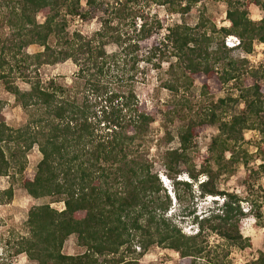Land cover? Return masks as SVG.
<instances>
[{"label": "trees", "instance_id": "1", "mask_svg": "<svg viewBox=\"0 0 264 264\" xmlns=\"http://www.w3.org/2000/svg\"><path fill=\"white\" fill-rule=\"evenodd\" d=\"M199 1L154 0L182 15ZM133 2L87 0L89 8L105 12L107 18L100 31L84 37L70 34L66 20V16L87 17L81 0H0L8 28L0 36V84L27 116L22 127H10L3 115L5 103L0 101V177L10 182L9 188L0 190V205L12 202L16 186L31 198L49 197L64 205L63 209L50 204L31 207L26 233L8 240L13 257L24 254L36 264H148L141 257L157 245L178 253L180 264H223L209 246L210 235L239 249L251 247L242 220L252 210L244 212L242 200L221 190L219 183L222 176L235 173L237 164L249 163V153L242 148L248 130L262 134L257 146L261 163L247 168L243 184L252 191L253 181L264 177V71L250 68L245 56L254 51L256 42L264 44V0H225L227 26L217 29L202 14L195 26L183 22L168 28L162 41L158 32L166 21L141 13ZM251 7L259 9L260 20L250 18ZM39 15L44 21H38ZM126 22L131 31L123 34L119 26ZM228 37L237 38L239 44L227 47ZM110 43L119 52L108 54L105 47ZM33 45L43 50L28 53ZM236 49L243 56H235ZM142 52L146 54L141 56ZM68 60L77 67L71 85L42 80V66ZM142 61L159 70L168 64L169 79L162 87L174 100L196 86L206 100L228 84L238 85L236 98L229 94L210 101L193 115L182 109L187 101L169 108V117L183 121L177 130L178 147L163 151L157 147L179 207L197 224L194 235L184 234L168 216L173 198L148 158L146 143L157 110L141 102L134 89ZM19 81L29 89L22 90ZM239 100L241 113L230 116ZM210 128L217 134L202 152L198 141ZM173 139L166 132L167 142ZM35 146L42 158L32 172L27 155ZM184 174L189 181L178 180ZM201 177L205 179L199 183ZM195 187L199 198L221 197L223 203L197 216L191 210ZM251 203L257 220L263 221L259 206ZM261 227L264 222L257 231ZM72 235L84 249L79 255L63 252ZM246 264H264V252Z\"/></svg>", "mask_w": 264, "mask_h": 264}, {"label": "rangeland", "instance_id": "2", "mask_svg": "<svg viewBox=\"0 0 264 264\" xmlns=\"http://www.w3.org/2000/svg\"><path fill=\"white\" fill-rule=\"evenodd\" d=\"M87 0H81L82 13L87 14L84 19L81 16H66L68 28L70 34L74 32L81 33L84 37H91L97 31L102 28V22L107 18V14L100 10H92L86 4ZM112 2V1H111ZM133 8H136L141 13L149 14L154 18L157 17L160 20H165V27L162 31L158 32V40L162 41L163 36L168 33L167 29L177 24L187 22L190 26H195L201 15L205 14L215 24L216 28H222L227 26V11L228 6L225 0H201L191 11L182 15L181 13L171 12L167 7L158 5L154 0H134ZM250 18L254 21H258L261 18L260 11L256 7H251ZM38 21H44L41 15L38 16ZM140 25L141 21H137ZM127 24V25H126ZM119 26L121 32L126 34L131 31L130 26L126 22ZM113 25L116 26V23ZM8 28L4 26L3 15L0 11V36L7 34ZM232 42H234L232 40ZM227 46V45H226ZM229 47V46H227ZM230 48V47H229ZM108 54L119 52L117 45L110 43L105 47ZM43 49L38 45L30 46L26 51L30 54H35ZM146 52H142L145 55ZM235 56H243L239 50L233 52ZM249 67L253 69H260L264 71V44L255 43L254 51L248 55H245ZM168 64L163 63L162 69H155L151 64L144 61L140 63V71L135 78L134 89L138 99L141 102H145L150 109H156V122L150 130L148 136V143L150 145V153L148 158L153 160L154 171L157 172L164 180L162 182L163 187L167 190L169 195L173 198V203L168 216L182 229L186 235H194L197 233V224L194 223V219L188 216V211H184L179 207L174 191L172 190V182L165 175L164 167L158 157L157 147L161 150L168 148L178 147L177 130L180 125L183 124L180 117H169V108L180 107L179 101L187 104L182 107L187 116L203 107L210 101H217L220 98H226L229 94L236 98L238 95L237 83L228 84L225 89L215 95V97L204 100L200 96V87L196 86L190 91L181 92L176 100L172 97L171 93L162 87V84L169 79L166 73ZM77 73V67L71 61L61 62L55 66H42L39 70L40 77L44 82H48L51 79L56 82L69 86L72 84ZM264 73V72H263ZM18 85L22 90H28L29 86L19 81ZM0 101L5 103L3 109V115L5 116L6 123L12 128L22 127L26 121L27 116L22 108L15 102L12 95L5 92L3 86L0 84ZM188 105V106H187ZM189 107L191 109H189ZM242 101H238L233 104L230 111V116L233 114H240L242 111ZM194 111V112H193ZM182 115V114H181ZM263 116V115H262ZM264 117V116H263ZM166 132H169L173 136V141L168 143L166 140ZM217 134L215 128H210L205 131L199 141L198 146L202 152H206L212 137ZM262 134L259 130H248L244 132V141L242 148L249 153V163L247 166L244 163H239L235 167V173L232 176L224 175L220 179L219 186L221 190L228 191L236 194L240 200H242L241 208L244 212H250L248 216L242 220L244 226V236L250 239L251 247L247 249H239L231 246L224 240L216 235H210L208 238L209 246L212 247L219 255V259L223 264H246L256 260L261 252H264V228L261 227L257 231L256 226L263 224L264 222V177L253 181V189L250 191L243 184L244 174L247 168L259 165L261 162L258 155V143L261 140ZM42 156L38 150V147H34L27 155L29 171H35ZM187 180L189 178L186 174L181 175L178 180ZM205 177H201L199 183H201ZM10 182L8 177H0V190L9 188ZM197 187H195L196 189ZM196 189V200L191 208L195 210L197 216H204L210 207H216L223 203V198L219 197H206L199 198V191ZM259 206V210L262 214L263 221H258L254 211L255 207L250 204ZM50 204L51 206L63 209V203L53 202L51 198L44 197L40 199L31 198L27 192L20 186L15 187L14 197L10 204L0 205V264H36L30 261L24 254L18 256H11L8 240H13L26 233L25 222L27 221L28 212L31 207L36 205ZM255 208V209H254ZM263 226V225H261ZM138 252L140 249L137 248ZM63 252L67 255H79L84 252V249L77 245V236L72 235L65 243ZM224 255H226L224 257ZM141 261L148 264H180V256L178 253L165 249L163 247L154 245L141 257Z\"/></svg>", "mask_w": 264, "mask_h": 264}, {"label": "built area", "instance_id": "3", "mask_svg": "<svg viewBox=\"0 0 264 264\" xmlns=\"http://www.w3.org/2000/svg\"><path fill=\"white\" fill-rule=\"evenodd\" d=\"M232 40H233L234 42H232ZM238 44H239V40H238L237 38H235V37H228V38L226 39V45L229 46L230 48L235 47V46H237Z\"/></svg>", "mask_w": 264, "mask_h": 264}, {"label": "clouds", "instance_id": "4", "mask_svg": "<svg viewBox=\"0 0 264 264\" xmlns=\"http://www.w3.org/2000/svg\"><path fill=\"white\" fill-rule=\"evenodd\" d=\"M162 182L164 183V185H166L165 182H164V180H162Z\"/></svg>", "mask_w": 264, "mask_h": 264}]
</instances>
